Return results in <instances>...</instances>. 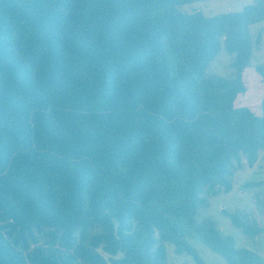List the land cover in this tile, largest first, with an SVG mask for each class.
Listing matches in <instances>:
<instances>
[{
    "label": "trees",
    "instance_id": "obj_1",
    "mask_svg": "<svg viewBox=\"0 0 264 264\" xmlns=\"http://www.w3.org/2000/svg\"><path fill=\"white\" fill-rule=\"evenodd\" d=\"M191 2L0 0V264H170L166 243L206 264L192 237L264 264L198 222L264 151V98L261 114L234 104L264 0L214 16ZM221 39L235 78L206 75ZM253 200L222 209L250 237Z\"/></svg>",
    "mask_w": 264,
    "mask_h": 264
},
{
    "label": "rangeland",
    "instance_id": "obj_2",
    "mask_svg": "<svg viewBox=\"0 0 264 264\" xmlns=\"http://www.w3.org/2000/svg\"><path fill=\"white\" fill-rule=\"evenodd\" d=\"M254 0H192L189 4L180 6L182 12L191 13L201 11L206 16H214L226 12H237L244 6L252 4ZM252 40V53L247 64L249 89L238 94L235 106H249L257 114H261V100L264 98V80L257 72L256 67L264 64V20L250 26ZM260 37V38H259ZM234 55L226 51L223 39L220 40V49L214 59L206 67V75L213 74L235 78L233 66ZM248 182L254 183L247 186ZM264 192V151L253 167H245L235 172L233 187L229 192L220 193L210 200V206L198 215V222L210 221L225 236L234 240L236 248H248L264 258V232L250 237L237 228L229 217L224 215L222 209L254 211L253 194ZM191 245L198 251L206 264H227L225 258L212 248L205 245L200 239H189ZM166 260L170 264H196L193 257L188 254H178L172 243H166ZM105 257L106 253L102 251Z\"/></svg>",
    "mask_w": 264,
    "mask_h": 264
}]
</instances>
